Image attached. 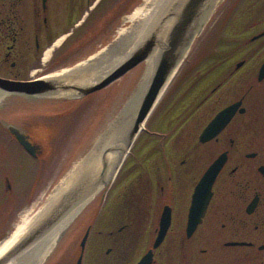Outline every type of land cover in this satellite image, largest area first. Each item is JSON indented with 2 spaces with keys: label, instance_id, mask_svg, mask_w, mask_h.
<instances>
[{
  "label": "flooded vegetation",
  "instance_id": "af4514ba",
  "mask_svg": "<svg viewBox=\"0 0 264 264\" xmlns=\"http://www.w3.org/2000/svg\"><path fill=\"white\" fill-rule=\"evenodd\" d=\"M127 6L126 0H0V77L31 81L44 76L64 48L82 39L78 32L85 26L104 20L87 46L102 43L122 21ZM50 21L75 22L77 30L65 33L51 59L44 62V52L58 40L50 38ZM209 25L154 110L152 120L162 113L163 121L137 140L136 144L142 140L140 155L126 183L119 182L122 189L116 194L96 199L76 225L79 231L84 228L79 237L89 230L83 258L91 243L90 264H132L137 251L145 249V255L153 249L165 213L170 215V225L162 243L153 249L152 264H264V135L254 126L255 105L264 102V77L260 79L264 0H233L228 12L222 11L217 22ZM69 59L65 57L64 63ZM40 64L44 68L35 72L37 77L19 79L21 74H33ZM235 105L227 125L217 134L207 132L212 137L202 141L209 124ZM11 125L37 147L38 158L42 151L21 122L0 121L2 132L19 145L9 131ZM222 155L226 163L212 187V197L201 222L189 234L194 191ZM133 156L131 152L125 161L120 181ZM193 171H200L198 180L183 178ZM80 243L71 257H76L75 262ZM175 251L180 252L178 257Z\"/></svg>",
  "mask_w": 264,
  "mask_h": 264
},
{
  "label": "rangeland",
  "instance_id": "374dc122",
  "mask_svg": "<svg viewBox=\"0 0 264 264\" xmlns=\"http://www.w3.org/2000/svg\"><path fill=\"white\" fill-rule=\"evenodd\" d=\"M127 1V11L122 12V21L118 22L117 26L114 27L102 43L95 44L93 48L92 46H87L89 37L94 34L95 26H104V20L101 23L98 22L97 25L96 22L90 29L86 28L85 30H87V33H85L86 36L82 38V40H73L71 42L72 45H68L72 57L70 62L55 70H53V68L52 70H48L47 75H53L61 72V69H69L81 63H85L89 60L91 53L104 50L109 45L113 44L129 27H131L133 22H130L129 17L140 7L147 5L150 0H136L133 4V1ZM232 2L233 0L222 1L215 14L207 23L206 29L210 22H217V17L222 11L225 10L226 13L228 12ZM227 3L231 4L226 6ZM83 9L87 11L88 6L85 5ZM118 9L119 5L114 6L109 12V18H113V14H115ZM105 17L107 18V15ZM50 22V38H56V40L61 38L60 36L65 35L68 31H72L73 29L77 30V27L73 26L75 22H70L69 24L67 22ZM205 32H207V30H205ZM199 41L200 40L197 39L194 42L192 50H195V46ZM81 42H85V48L75 52V48L78 44L80 45ZM50 47L51 46H49L47 50ZM73 52L75 53L73 54ZM44 55L45 54H43L42 57L43 59ZM181 66H183V64ZM41 68H44V65L40 64L38 67L34 68L32 70V73L34 72L33 74H21L19 79L37 77L38 73L35 72ZM12 73L16 74V72ZM142 73V66H139L125 77L113 83L107 89L79 101H58L46 97L23 98L9 95L1 98L0 121L5 124V122L11 123L14 119L25 120L29 127L23 125V128H26L34 142L41 146L42 156L40 153L37 159L32 158L20 147V145L11 140L8 134L3 133L0 127V244L11 235L25 211L33 210V215L39 211L46 203L47 199L52 195L56 187L66 178L78 162L89 153L92 146L107 128V125L113 119L117 118L118 114H120L125 107V117L134 111L137 101L129 106L126 104L138 91V86L142 80ZM44 115H49L46 118H51L52 122L46 121L45 118L41 121L32 122L30 127V121L37 116L42 117ZM157 121H159V124L163 121L162 113L159 114V117H154V120L150 118L145 126L146 129H152ZM254 126L256 127L257 133L263 136L264 102H257L255 105ZM144 133L145 131H143L139 137L144 135ZM141 144L142 140L140 144H136L131 150L134 156L124 167L121 174V181L118 176L115 182L111 183L108 187L109 190L107 189L108 191L104 193V196H112L122 189V187L120 190L118 189L121 186L119 182L124 184L129 178V171L134 161L138 159L140 155ZM199 175L200 171H193L190 177L187 175L183 178L185 180L190 179L193 183L195 179H199ZM95 199H97L96 202L103 200L101 195L97 196ZM90 204L77 214L75 218L71 219L63 228V231L52 237L54 238L51 243V246H53L51 249L52 251L50 250V253L42 264H75L74 260H76V257H74V259H71V257L82 238V235L79 237L77 233L78 227H76V225L83 219L92 205ZM68 232L70 233L69 235L67 234ZM79 232L83 233L84 228H81ZM91 250L92 245L90 243L86 251L84 264H90L89 252ZM129 251L130 250H128V253ZM145 252V249L137 251L138 256L131 261V263L136 264ZM179 253V251L178 253L175 251V257H178L177 255ZM34 261L32 263H34ZM22 264H26V262L24 261Z\"/></svg>",
  "mask_w": 264,
  "mask_h": 264
},
{
  "label": "water",
  "instance_id": "95a60500",
  "mask_svg": "<svg viewBox=\"0 0 264 264\" xmlns=\"http://www.w3.org/2000/svg\"><path fill=\"white\" fill-rule=\"evenodd\" d=\"M222 1L224 0L217 1L213 5L211 0H184L178 10L176 9L175 11L173 7L168 8L159 21L164 23L172 19V24L168 27L167 37L164 42L161 41L157 33L158 29L157 31L152 29L153 31L151 30V33L135 46L132 51L123 55L122 59L108 70L103 72H92L94 69H98L100 65L93 66L94 64L92 65L91 63L86 65L81 64L82 66L78 65L69 70L72 71V73H82L85 69H89L92 73L82 80L77 78L68 79L66 76L63 78H47V76H45L31 81L11 80L0 77L1 98L6 95H12L24 98L46 97L51 100H74L82 99L90 94L107 88L139 66H142L143 69L142 80L138 86L139 89L126 104L129 106L137 101L136 108L130 115L125 117V107L124 110L118 114L117 118L113 119L107 125L105 131L91 148L92 150L101 141L102 137L105 138L111 124L119 123V125H127V144L122 149L123 157L120 164L115 168L111 179L99 193L85 202L79 203L76 199V193L74 194L73 192L64 196L60 202L55 204L37 219L29 228L28 232L0 257V264H22L24 261L26 264H39L43 255L46 254V258L50 253L49 247L45 250H43L42 247L47 241L52 239L51 236L54 234L53 231H55L61 220L72 211H74V214L71 219L75 218V216L92 203L97 196L104 195L129 155L137 137L145 129L149 117L171 83L175 73L178 71L194 42L202 34L207 23L215 14ZM153 57H155L156 60L152 66V71L147 76L148 64ZM262 71L263 73L260 74V79L264 77V66ZM237 106L238 105H235L221 113L220 116L210 124L207 130L208 134L213 135L219 133L227 125ZM131 115L132 118L129 120V116ZM9 131L31 156H38L37 147L23 134V132L14 126H9ZM111 132L113 134V131L109 133ZM210 137L212 136L207 137L203 135L201 139L202 141H206L210 139ZM123 139L124 137L122 140L121 138L117 140L123 141ZM225 163L226 156H220L206 171L198 183L191 206L189 234L193 233L197 225L201 222V218L212 197V187ZM71 219L69 221H71ZM169 225L170 215L169 213H165L161 222V230L153 249L158 248L162 243ZM88 236L89 230L80 243L81 252L76 264H83ZM153 249L148 251L137 264H152L154 257ZM33 261L34 263H32Z\"/></svg>",
  "mask_w": 264,
  "mask_h": 264
},
{
  "label": "bare ground",
  "instance_id": "6f19581e",
  "mask_svg": "<svg viewBox=\"0 0 264 264\" xmlns=\"http://www.w3.org/2000/svg\"><path fill=\"white\" fill-rule=\"evenodd\" d=\"M220 0H211L214 5ZM184 0H150L147 5L140 7L133 15L129 17L131 27H129L125 33H121L120 37L109 48H105L100 53L92 57L86 65L91 63L93 66L100 65L98 69H94L92 72H103L110 69L117 62H119L123 55L132 51L147 35L151 33V30L158 29L157 33L162 42L166 40L168 27L172 24V19L166 22H159L167 11L168 8H175L178 10ZM158 24V25H157ZM157 27V28H156ZM152 30V31H153ZM64 38L58 40L54 46L56 48L60 45ZM53 48L46 51L44 55V61L51 58ZM155 57L149 61L147 76L152 71V66L155 62ZM81 65V66H82ZM105 65V66H104ZM70 69H64L61 72L49 75L47 78L68 77V79H84L89 75L90 70L85 69L82 73L69 71ZM76 74V75H75ZM146 76V77H147ZM1 98V97H0ZM132 115L129 116V120ZM110 131H113L109 133ZM127 125H119L114 123L110 125L108 134L101 138V141L91 150L89 153L78 162V164L70 171L66 178L56 187L52 195L47 199L46 203L39 209L36 214H32L33 210H27L22 214V217L11 235L0 244V257L3 256L11 247H13L29 230V228L39 219L47 210L60 202L64 196L73 192L76 193V199L80 202H85L91 197L99 193L106 183L111 179L115 168L120 164L123 157L122 149L127 144L126 137ZM124 137L123 141L117 140ZM74 211L65 216L53 231L54 237L57 233L63 231L68 221L71 219ZM49 237V238H51ZM51 240L47 241L43 245V250L47 247L52 249ZM48 248V249H49ZM46 254L43 255L41 262L44 260Z\"/></svg>",
  "mask_w": 264,
  "mask_h": 264
},
{
  "label": "trees",
  "instance_id": "16d2710c",
  "mask_svg": "<svg viewBox=\"0 0 264 264\" xmlns=\"http://www.w3.org/2000/svg\"><path fill=\"white\" fill-rule=\"evenodd\" d=\"M127 1V0H126ZM85 29H86V26H85ZM85 29H81L79 32H78V34H81V36H79V37H82V38H84L86 35H85V33H87L86 31L87 30H85ZM90 29V28H89ZM97 29V26H95V29H94V34L92 35V38H91V40H93L94 39V37L96 36V33H95V30ZM85 30V31H84ZM83 31V32H82ZM105 39V38H104ZM82 40V39H81ZM104 41V40H103ZM83 43H85V42H82V44ZM82 44H80V45H82ZM80 45H77V47L76 48H78ZM69 47V46H68ZM68 47H66V48H64V50H63V52L62 53H60L56 58H55V61L53 62V64H52V66H51V68H53V69H57V68H59L60 66H65L66 64H68V62H70V60L72 59V57H71V54H70V52H69V48ZM75 48V49H76ZM72 53V52H71ZM70 57V59L68 60V61H66L65 63H64V58L65 57ZM57 61V62H56ZM49 115H44V116H42V117H39V116H37V117H35L32 121H30L29 122V124H30V127H31V123L32 122H35V121H41V120H44L46 117H48ZM53 117V116H52ZM46 121H51L52 122V119L50 118V119H47L46 118ZM12 122H15V123H19V122H21L23 125H27V127H29V125L27 124V122L25 121V120H21V119H14ZM60 122H62V121H60ZM54 123V122H53ZM55 124V123H54ZM78 235L80 234V232H79V230H78ZM76 238V237H75Z\"/></svg>",
  "mask_w": 264,
  "mask_h": 264
}]
</instances>
